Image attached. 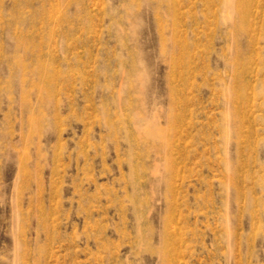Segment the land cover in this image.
Instances as JSON below:
<instances>
[{
	"label": "rangeland",
	"instance_id": "obj_1",
	"mask_svg": "<svg viewBox=\"0 0 264 264\" xmlns=\"http://www.w3.org/2000/svg\"><path fill=\"white\" fill-rule=\"evenodd\" d=\"M0 264H264V0H0Z\"/></svg>",
	"mask_w": 264,
	"mask_h": 264
}]
</instances>
